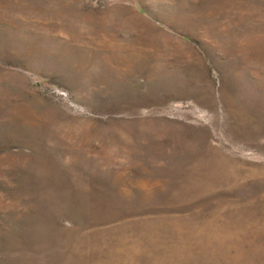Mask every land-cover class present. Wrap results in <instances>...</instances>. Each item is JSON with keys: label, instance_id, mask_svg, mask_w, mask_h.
Masks as SVG:
<instances>
[{"label": "rangeland", "instance_id": "374dc122", "mask_svg": "<svg viewBox=\"0 0 264 264\" xmlns=\"http://www.w3.org/2000/svg\"><path fill=\"white\" fill-rule=\"evenodd\" d=\"M0 264H264V0H0Z\"/></svg>", "mask_w": 264, "mask_h": 264}]
</instances>
